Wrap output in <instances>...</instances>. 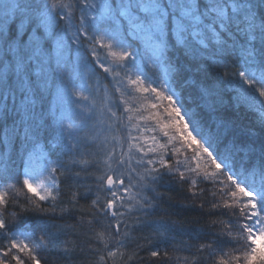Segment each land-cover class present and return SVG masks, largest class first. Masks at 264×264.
<instances>
[{"label": "snow or ice", "instance_id": "snow-or-ice-1", "mask_svg": "<svg viewBox=\"0 0 264 264\" xmlns=\"http://www.w3.org/2000/svg\"><path fill=\"white\" fill-rule=\"evenodd\" d=\"M42 251L264 264V0H0V264Z\"/></svg>", "mask_w": 264, "mask_h": 264}, {"label": "trees", "instance_id": "trees-1", "mask_svg": "<svg viewBox=\"0 0 264 264\" xmlns=\"http://www.w3.org/2000/svg\"><path fill=\"white\" fill-rule=\"evenodd\" d=\"M247 119H254V117L249 116ZM37 167H39V165H37ZM20 171L22 172V168L20 169ZM166 191L173 197L171 206L165 204L167 214H170L178 219L186 220L188 222L186 226L190 229V231L187 233H177L176 240L174 243L180 244L182 241H187L193 245L198 243V241L194 238L195 230L199 227V225L204 224L209 219L207 206L205 209L184 206V204L188 202L186 198L190 196V193L182 191L176 184L168 186ZM222 219H227V216L222 217ZM258 243H260V241H258ZM222 246L225 249L231 247V245L226 243ZM159 247L161 252H163L164 250L171 251L173 244H161L159 245ZM141 255H145V253H141ZM178 255L186 256L189 255V253L187 251H182L179 252ZM40 257L41 264H53V261H55L56 259L51 251H42L40 253ZM212 259L214 258H209L207 254H205L203 257V264H212ZM157 264H164V261H158ZM173 264H175V257H173Z\"/></svg>", "mask_w": 264, "mask_h": 264}, {"label": "rangeland", "instance_id": "rangeland-1", "mask_svg": "<svg viewBox=\"0 0 264 264\" xmlns=\"http://www.w3.org/2000/svg\"><path fill=\"white\" fill-rule=\"evenodd\" d=\"M38 168V167H37Z\"/></svg>", "mask_w": 264, "mask_h": 264}]
</instances>
